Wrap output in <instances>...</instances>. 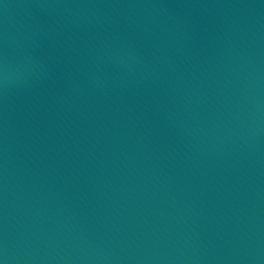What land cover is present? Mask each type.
I'll return each instance as SVG.
<instances>
[{"label":"water","instance_id":"95a60500","mask_svg":"<svg viewBox=\"0 0 264 264\" xmlns=\"http://www.w3.org/2000/svg\"><path fill=\"white\" fill-rule=\"evenodd\" d=\"M0 264H264V0H0Z\"/></svg>","mask_w":264,"mask_h":264}]
</instances>
